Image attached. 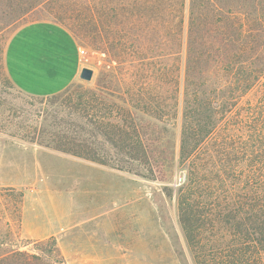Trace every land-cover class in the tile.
Returning <instances> with one entry per match:
<instances>
[{
	"label": "trees",
	"instance_id": "obj_1",
	"mask_svg": "<svg viewBox=\"0 0 264 264\" xmlns=\"http://www.w3.org/2000/svg\"><path fill=\"white\" fill-rule=\"evenodd\" d=\"M49 5L76 39L88 18L112 62L94 88L34 96L21 138L153 180L184 170L176 203L195 263L263 264L264 0H0V18ZM17 195L9 217L0 200V264H66L54 238L22 248Z\"/></svg>",
	"mask_w": 264,
	"mask_h": 264
},
{
	"label": "rangeland",
	"instance_id": "obj_2",
	"mask_svg": "<svg viewBox=\"0 0 264 264\" xmlns=\"http://www.w3.org/2000/svg\"><path fill=\"white\" fill-rule=\"evenodd\" d=\"M50 7L58 5L41 7L16 24L0 18V200L7 203L9 217L17 192L23 194L22 248L30 250L35 242L54 238L66 264H196L176 203L184 170L174 169L169 181L153 180L61 153L18 134L20 125L34 123L24 113L37 112L38 97L22 92L10 80L4 68L5 49L22 26L57 22L54 11L45 9ZM66 21L80 26L75 18L67 16ZM80 24L84 26L78 45L86 50L83 62L94 70V77L75 85L94 88L112 57L89 19L81 18ZM181 115L180 107L170 130L176 152ZM260 259L264 264V250Z\"/></svg>",
	"mask_w": 264,
	"mask_h": 264
},
{
	"label": "crops",
	"instance_id": "obj_3",
	"mask_svg": "<svg viewBox=\"0 0 264 264\" xmlns=\"http://www.w3.org/2000/svg\"><path fill=\"white\" fill-rule=\"evenodd\" d=\"M74 34L50 20L18 29L4 53V66L14 85L31 96H51L78 82L86 64Z\"/></svg>",
	"mask_w": 264,
	"mask_h": 264
},
{
	"label": "water",
	"instance_id": "obj_4",
	"mask_svg": "<svg viewBox=\"0 0 264 264\" xmlns=\"http://www.w3.org/2000/svg\"><path fill=\"white\" fill-rule=\"evenodd\" d=\"M94 77V70L89 67H83L80 72V78L84 81H91Z\"/></svg>",
	"mask_w": 264,
	"mask_h": 264
},
{
	"label": "built area",
	"instance_id": "obj_5",
	"mask_svg": "<svg viewBox=\"0 0 264 264\" xmlns=\"http://www.w3.org/2000/svg\"><path fill=\"white\" fill-rule=\"evenodd\" d=\"M85 53H86V50H85L83 47H80V55H81L82 57H84ZM184 178H185V177H183V180H184ZM183 180H182V181H183ZM182 181H181V182H182Z\"/></svg>",
	"mask_w": 264,
	"mask_h": 264
}]
</instances>
